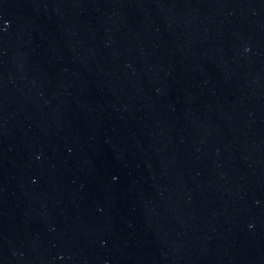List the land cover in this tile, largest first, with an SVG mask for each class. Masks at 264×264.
Instances as JSON below:
<instances>
[{
    "label": "water",
    "instance_id": "95a60500",
    "mask_svg": "<svg viewBox=\"0 0 264 264\" xmlns=\"http://www.w3.org/2000/svg\"><path fill=\"white\" fill-rule=\"evenodd\" d=\"M0 264H264V0H0Z\"/></svg>",
    "mask_w": 264,
    "mask_h": 264
}]
</instances>
